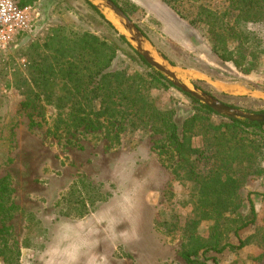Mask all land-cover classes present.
<instances>
[{
    "label": "rangeland",
    "instance_id": "rangeland-1",
    "mask_svg": "<svg viewBox=\"0 0 264 264\" xmlns=\"http://www.w3.org/2000/svg\"><path fill=\"white\" fill-rule=\"evenodd\" d=\"M128 1L132 4L128 5L132 9L129 17L152 47L175 65L183 81L242 110L264 111V53L258 55L256 69L245 73L220 59L211 46L214 40H225V30L232 29L242 30L243 37L226 38L229 45L259 42L264 48V19L241 18L243 12L251 15L254 10L236 7L234 0ZM28 4L41 12L38 21L0 52V177L10 178L12 199L18 206L9 222L19 250L17 263L187 264L180 250L193 216L192 183L176 179L160 162L153 146L164 135L138 121L131 124L130 110L124 105L122 117H101L97 129L80 128L68 134L72 144L65 138L59 141L46 136L44 129L29 128L28 113L37 116L40 111L50 122L57 112L44 99L34 104L36 109H20L24 95L13 78L18 72L28 79V48L40 47L36 50L49 56L43 44L58 26L70 38L89 32L105 40L106 50L115 54L110 70L147 77L149 69L132 58L133 49L117 39V28L86 0H31ZM53 84L49 88L59 91V83ZM149 91L156 108L173 110L178 124L194 111L190 98L173 86L156 83ZM222 120L226 119L211 116L212 122ZM118 131L119 137H114ZM257 141L264 143V137ZM192 142L201 146L198 136ZM261 166L264 170V161ZM81 176L103 184L110 197L96 203L86 216L69 213L68 217L63 212H71V205L59 201ZM239 194L240 214L251 219V201L255 219L237 237L230 233L228 240L234 246L239 240L245 245L209 252L207 257H216L218 264H264V173L250 176ZM211 224L201 221L195 233L207 237ZM0 264H4L1 257ZM195 264L213 262H204L201 255Z\"/></svg>",
    "mask_w": 264,
    "mask_h": 264
},
{
    "label": "trees",
    "instance_id": "trees-1",
    "mask_svg": "<svg viewBox=\"0 0 264 264\" xmlns=\"http://www.w3.org/2000/svg\"><path fill=\"white\" fill-rule=\"evenodd\" d=\"M30 1H19V5H27ZM112 1L129 16L132 9L128 5L132 4L128 0ZM234 2L236 7L254 10L251 15L243 12L242 19H264V0ZM89 6L102 17L91 4ZM64 30L62 26L51 30L48 42L43 44L45 51L50 52L49 56L37 51L40 47L27 49L25 55L28 65L25 71L28 79L19 76L18 72L14 73L15 85L24 95V100L19 104L20 109H36L34 104L44 99L57 112L50 122L40 111L37 116L28 113L29 128L44 129L46 136L59 141L65 138L66 143L72 144L68 134L80 128L97 129L101 117L104 120L122 117L121 108L126 105L130 110L128 115L131 124L140 122L151 132L164 135V140L153 146L160 162L171 170L176 179L183 178L192 183L193 216L186 225L189 231L181 246V258L187 264H195L202 255L204 262L211 259L213 264H218L216 257H207L209 252L221 253L227 248H242L244 241L239 240V244L234 246L229 242L228 235L232 233L237 237L238 232L255 219L251 201V219L245 220L240 214L239 190L250 176L264 173L261 166L264 161V143L257 141L264 137V122L222 116L226 120L212 122L211 116L218 114L186 94L194 104V111L178 124L174 111L156 108L149 93L156 83L172 85L134 50L132 58L149 69L147 77L110 70L115 54L106 50L105 40L89 32L70 38ZM225 31V40L243 37L242 30ZM117 39L130 47L124 37L119 36ZM225 40L219 38L211 45L220 59L232 63L245 73L256 69L258 55L264 53L259 42L243 45V41H237L233 46ZM54 82L59 83V91L49 88L54 86ZM95 101L97 106L93 105ZM119 131L114 137H119ZM196 136L201 138L200 147L193 145L192 139ZM12 193L10 178L0 177V257L4 264H18L19 250L14 244L9 224L18 210ZM108 197L110 193L103 190V184L81 176L70 184L68 192L59 202L71 205V212L65 211L64 215L70 217L69 213H72L74 217H83L96 203L106 201ZM205 220L212 222L207 237L195 233L197 225Z\"/></svg>",
    "mask_w": 264,
    "mask_h": 264
},
{
    "label": "water",
    "instance_id": "water-1",
    "mask_svg": "<svg viewBox=\"0 0 264 264\" xmlns=\"http://www.w3.org/2000/svg\"><path fill=\"white\" fill-rule=\"evenodd\" d=\"M86 1L91 4L103 18L116 27L119 36L124 37L132 49L141 56L152 69L161 74L173 87L206 105L219 116L227 119L264 122V112L255 113L232 107L198 87L183 81L175 65L152 47L147 37L137 27L134 21L112 0ZM206 80L213 83L217 82L210 77H206ZM248 95L253 94L249 93Z\"/></svg>",
    "mask_w": 264,
    "mask_h": 264
},
{
    "label": "built area",
    "instance_id": "built-area-1",
    "mask_svg": "<svg viewBox=\"0 0 264 264\" xmlns=\"http://www.w3.org/2000/svg\"><path fill=\"white\" fill-rule=\"evenodd\" d=\"M40 14L33 4L20 6L18 0H0V52L17 36L30 31Z\"/></svg>",
    "mask_w": 264,
    "mask_h": 264
},
{
    "label": "crops",
    "instance_id": "crops-1",
    "mask_svg": "<svg viewBox=\"0 0 264 264\" xmlns=\"http://www.w3.org/2000/svg\"><path fill=\"white\" fill-rule=\"evenodd\" d=\"M18 1H22V0H18Z\"/></svg>",
    "mask_w": 264,
    "mask_h": 264
}]
</instances>
